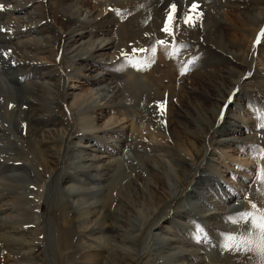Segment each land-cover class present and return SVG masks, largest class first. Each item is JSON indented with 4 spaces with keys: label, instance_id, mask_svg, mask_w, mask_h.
<instances>
[{
    "label": "rangeland",
    "instance_id": "obj_1",
    "mask_svg": "<svg viewBox=\"0 0 264 264\" xmlns=\"http://www.w3.org/2000/svg\"><path fill=\"white\" fill-rule=\"evenodd\" d=\"M122 1L0 0V264H81L90 254L109 264L79 247L74 226L91 228L116 206L120 231L100 233V244L130 237L132 246L110 245L133 249V264H217L250 224L228 211L264 188V0H189L200 33L187 37L174 20L165 33L160 13L146 51L124 29L132 7ZM163 68L155 87L148 76L143 91L129 85ZM69 187L84 196L67 199ZM33 245L30 261L22 253Z\"/></svg>",
    "mask_w": 264,
    "mask_h": 264
},
{
    "label": "bare ground",
    "instance_id": "obj_2",
    "mask_svg": "<svg viewBox=\"0 0 264 264\" xmlns=\"http://www.w3.org/2000/svg\"><path fill=\"white\" fill-rule=\"evenodd\" d=\"M173 1L177 2V7H175V19H174V23H173L174 29H176L177 32H179V33H181L183 35H186V36L187 35L190 36V34H192V33L199 34L200 31H201L200 30V24L198 23L199 20H196V18H195L194 23H188V24L184 23L185 17H187L189 15H192L191 14L192 13L191 2H188L189 0H124V1H122V4H128L129 6L132 7V10L130 11L129 16L128 15L124 16V18H125L124 19V22H125L124 29H128V31H131V34H133V37H134L135 40H137L138 44L142 45V42L144 43L143 44L144 51H146L145 49L147 48V45L150 44L149 46H151L153 44V42L155 41V36H154V32H153V19L159 17V15L161 13L162 16H160L158 18L159 20H157V21L160 24L164 25L165 19L167 18L168 14L170 12V10L168 9L169 6H167V8H165V7H166V5L172 4ZM180 2H181V4H179ZM185 3H187V4H185ZM162 6H163V9H162ZM184 8H190V9L188 11H186V10H184ZM142 13H144V16H147L148 14H150V18L152 17V22H151L152 26H151L150 23H148L147 25H145L143 23L144 16H142ZM69 21H70V19L67 18L65 23L68 24ZM84 23L85 22H82L81 24H79V26L83 27ZM250 23L253 24L252 26L255 27V24L257 23V21L255 19L254 21H252ZM141 24L143 25V28H142ZM61 26H62L61 28H63V24H61ZM136 26L138 27V30L136 29V31H133L132 29L136 28ZM96 32H101V31H98L96 29V31H94V33H92V35H95ZM79 36H80V38H77V39H81L82 35H79ZM189 36H187V37H189ZM71 37H72V34L70 32H65L64 31L59 38L63 39V41H65V40H68V38L70 39ZM138 38H140L142 42L139 41ZM113 43H114V41H111L110 43L102 45L101 47H102L103 51H105L106 49H110L112 47L111 45ZM135 44H136V42H135ZM122 45L123 44H121L120 41H119V46L121 47ZM215 48L220 49L218 46H216ZM150 50H152L151 47H150ZM234 60L236 61L237 58H235ZM104 61H106L105 62V64H106L105 67L106 66H110L111 67L112 64H114V62H115L114 58H108V57ZM237 64H238V66H240V65L242 66L243 65L240 62H237ZM147 70H148V67H147ZM163 70H164V68L162 69V73L159 75V77L157 79H155V81H154L153 78H151V75H150L151 73H147V74L141 73V77H140L141 80L138 81V82H135V80H133L131 78L130 79L131 83L129 85L130 86L132 85L134 87L140 88L141 91H143L144 80H145V77L148 76L147 78H149V80L152 79V84L155 87L157 85L158 81H162L163 79H165V76L163 75ZM168 72H170V71L168 70L166 73H168ZM70 74L71 73H69V75ZM236 75H239V73L238 74L236 73ZM169 78L171 79V77H169ZM11 81H13V80L11 79ZM159 87L160 86H158L157 88H159ZM27 91L29 93L32 92L31 88H29ZM23 92H26V91L24 89H22L21 93L23 94ZM229 94H230V92L227 93V97L226 98H228ZM222 99H224V101L221 102V103L224 105L226 103V99L224 97ZM6 109L7 108L3 109L4 111L1 112L2 115H3L1 118H4V119L7 118ZM22 112L23 111H21V115H22ZM21 121H22V118L19 115V113L12 117V123L16 127L20 124ZM32 121L33 120L30 119V118L28 120H26V122H28V123H32ZM223 128H224V126H223ZM225 129H226V127H225ZM194 136H198V135L194 134ZM194 136L192 135V137H194ZM0 139H2V138H0ZM259 143L264 146V140H261ZM48 151L49 150H47L45 152H42V153L39 151V155H40V157L42 159V160L40 159V162L42 163V166H43V163L45 165L47 164L46 160H44V159L47 157V155L45 153L48 152ZM58 155H59V152H58ZM48 157H50V156H48ZM57 163H58V159H57ZM141 164L144 166L143 162H141ZM19 168L25 169L24 167H19ZM149 172H147V173H149ZM26 173H27V171H26ZM26 176H27V174H26ZM50 177L51 176H49V178ZM60 179H61L62 182H65V181L69 180L70 177H68L67 175H61ZM140 179H143L142 176L140 177ZM65 193L67 195V197H66L67 199H70L71 197L75 198V196H77V197L78 196H84V193L82 191H79L76 188H70V187L67 189V192H65ZM253 196H255V197L253 198ZM67 199H66V201H67ZM121 204H119V205L122 208L124 206V204H122L123 206ZM242 205L243 206H241V207L237 206L234 209H230L228 211V216L232 217V216L236 215L239 220H242L238 216L239 213L255 212V213H257V215L264 214V188L259 190L257 188V185L253 186L251 188L249 198H247ZM251 205H255V208H252ZM103 206L105 207L104 204L103 205L99 204V205H96L95 207L101 208ZM107 208L106 209H107V212H108L111 207L109 206ZM245 209H249V210H245ZM121 214H123L121 209H119L118 206H116L114 208V210H113L112 215H111V213H109L107 215L106 212H104V214L101 216L100 223H98L97 225H95V226H93L91 228H89L90 225H88V224H87V227H85L87 221H77V225H75L74 228L76 230L75 231L76 235L79 236V238L76 237L77 238V242L79 244V247L82 250L87 251L86 253H89V254L91 252H96L95 254H92V255L96 256V259H97V256L105 253L106 256H107V260H108V261L107 260L106 261L109 264H133L134 260L136 258V254L133 255L134 254V250L133 249L130 250V247L129 248L128 247L123 248L125 245L132 246V239L130 237H124V236H118V235L117 236H113L112 240H110V241L107 240V242H106L107 246H104V245L100 244V241H103V238L98 236V235H100V233H107V234L109 233L110 234V232H112V231L113 232H117L118 230L120 231L119 227H117L116 224L121 222V220L118 218V215L120 216ZM84 227L85 228H89V229L86 230L85 232H81V230L85 229ZM250 229H251V225L250 224L245 226V228H243V230H242L243 236L246 237L248 235ZM251 239L253 241H257L258 240V232L253 230ZM237 240H239V239H237ZM111 242L117 243L118 245H120V247L121 246H123V247L122 248L111 247V245H110ZM17 246H18V244H17ZM253 247H255V244L253 245ZM20 249H21V247H20ZM37 251H39V247L33 245L32 249L28 248V250L25 251V252L23 251L24 253H22V254L27 256L26 258H28L30 261H32L33 259H37L38 255H39V254H37ZM248 254H251L252 260H248V261L252 262V263L250 262L251 264H260V256H259L257 251L253 250V251H248V252H243L242 253L241 251H237L234 248L232 250H228L226 248V246L223 247V249H221V251L219 252V255H220L219 257H217V255H214V259L213 260L214 261H218L217 264H220V263L221 264H236V263H232L233 256H235V255L236 256L237 255L242 256V255H248ZM87 258L90 261L91 258H92L91 254L88 255ZM251 258H249V259H251ZM22 259H23V257H22ZM88 260H85L81 264H90V263L91 264H97V263H95L93 261L89 262ZM250 263L249 262H245V264H250Z\"/></svg>",
    "mask_w": 264,
    "mask_h": 264
},
{
    "label": "snow or ice",
    "instance_id": "obj_3",
    "mask_svg": "<svg viewBox=\"0 0 264 264\" xmlns=\"http://www.w3.org/2000/svg\"><path fill=\"white\" fill-rule=\"evenodd\" d=\"M170 8L172 9L171 12H169L167 18L165 19L164 28L162 31L165 33H170L171 31V21L174 20L175 17V6L170 5ZM197 8V5L194 3L191 6V10L194 11ZM199 13H196V16H198ZM195 16L189 15L185 17L184 23H194ZM158 43H163L162 41H159ZM255 46V44H254ZM252 208H255V205H251ZM238 216L246 223H250L251 229L248 233V235L241 236L239 240H237L235 237H230V243L229 245H226V247L229 248V250H232L233 248L237 251L248 252V251H257L260 256V264H264V214L257 215L255 212H244L239 213ZM255 230L258 232V240L253 241L251 239L252 231ZM255 244V247L253 245Z\"/></svg>",
    "mask_w": 264,
    "mask_h": 264
}]
</instances>
